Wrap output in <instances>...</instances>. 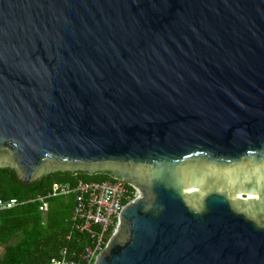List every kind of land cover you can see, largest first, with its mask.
<instances>
[{
	"label": "water",
	"instance_id": "1",
	"mask_svg": "<svg viewBox=\"0 0 264 264\" xmlns=\"http://www.w3.org/2000/svg\"><path fill=\"white\" fill-rule=\"evenodd\" d=\"M3 167L138 189L92 264H264V0H0Z\"/></svg>",
	"mask_w": 264,
	"mask_h": 264
},
{
	"label": "trees",
	"instance_id": "2",
	"mask_svg": "<svg viewBox=\"0 0 264 264\" xmlns=\"http://www.w3.org/2000/svg\"><path fill=\"white\" fill-rule=\"evenodd\" d=\"M115 180L107 173L51 172L23 186L10 167L0 168V198L15 197L21 204L0 211V264H48L62 248L78 254L89 244L88 236L75 228L72 199L62 195L46 198L47 209L40 212L38 196L49 193L54 182L74 184Z\"/></svg>",
	"mask_w": 264,
	"mask_h": 264
},
{
	"label": "built area",
	"instance_id": "3",
	"mask_svg": "<svg viewBox=\"0 0 264 264\" xmlns=\"http://www.w3.org/2000/svg\"><path fill=\"white\" fill-rule=\"evenodd\" d=\"M139 191L123 180L85 181L78 179L74 184L54 182L48 194L38 196V209H47L46 198L62 195L72 199V218L75 228L88 236L89 244L78 254H69L66 248L58 256L51 257L48 264H92L95 257L105 248L115 230L121 210L131 202ZM18 198H0V211L11 209L21 204Z\"/></svg>",
	"mask_w": 264,
	"mask_h": 264
},
{
	"label": "flooded vegetation",
	"instance_id": "4",
	"mask_svg": "<svg viewBox=\"0 0 264 264\" xmlns=\"http://www.w3.org/2000/svg\"><path fill=\"white\" fill-rule=\"evenodd\" d=\"M126 183V182H125ZM127 184V183H126ZM129 185V184H128ZM239 196L242 198V199H245V198H249L251 197V194H248V193H245V192H242V193H239Z\"/></svg>",
	"mask_w": 264,
	"mask_h": 264
},
{
	"label": "rangeland",
	"instance_id": "5",
	"mask_svg": "<svg viewBox=\"0 0 264 264\" xmlns=\"http://www.w3.org/2000/svg\"><path fill=\"white\" fill-rule=\"evenodd\" d=\"M2 251H3V248H2V247H0V253H2Z\"/></svg>",
	"mask_w": 264,
	"mask_h": 264
}]
</instances>
